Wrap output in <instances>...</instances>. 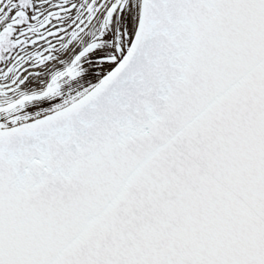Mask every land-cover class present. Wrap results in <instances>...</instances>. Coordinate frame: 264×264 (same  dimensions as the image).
<instances>
[{
	"label": "snow or ice",
	"instance_id": "6c2138e0",
	"mask_svg": "<svg viewBox=\"0 0 264 264\" xmlns=\"http://www.w3.org/2000/svg\"><path fill=\"white\" fill-rule=\"evenodd\" d=\"M0 264H264V0H0Z\"/></svg>",
	"mask_w": 264,
	"mask_h": 264
}]
</instances>
